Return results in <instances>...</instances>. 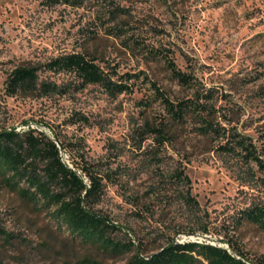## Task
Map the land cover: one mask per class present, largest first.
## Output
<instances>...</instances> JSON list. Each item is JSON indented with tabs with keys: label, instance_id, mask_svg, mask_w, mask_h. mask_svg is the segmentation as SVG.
I'll use <instances>...</instances> for the list:
<instances>
[{
	"label": "rangeland",
	"instance_id": "1",
	"mask_svg": "<svg viewBox=\"0 0 264 264\" xmlns=\"http://www.w3.org/2000/svg\"><path fill=\"white\" fill-rule=\"evenodd\" d=\"M118 6L127 13L113 19ZM115 26L123 36L109 34ZM136 40L139 46L127 47ZM72 53L96 59L129 90L111 95L88 85L63 96L6 95L15 67ZM42 77L80 85L73 74ZM155 87L174 102L202 96L215 123L250 137L264 159V0H0V131H43L71 168L76 160L109 170L116 181L106 184L96 209L118 227L113 239L139 246L112 254L80 242L51 210L20 198L0 178V264H125L171 241L236 249L250 264H264V231L238 223L242 210L264 200V173L252 164L256 181L247 183V167L220 151L223 138L202 136L193 116L172 122ZM161 123L169 131L163 145L143 132ZM177 166L191 180L196 215L171 178Z\"/></svg>",
	"mask_w": 264,
	"mask_h": 264
},
{
	"label": "trees",
	"instance_id": "2",
	"mask_svg": "<svg viewBox=\"0 0 264 264\" xmlns=\"http://www.w3.org/2000/svg\"><path fill=\"white\" fill-rule=\"evenodd\" d=\"M64 1L80 4L84 0ZM126 13V9L120 6L111 12L113 19H118L119 15ZM109 34L115 37L124 35L118 26L110 29ZM139 45L137 40L132 41V44L127 43L130 49ZM150 54L156 55L153 52ZM168 63L171 65L173 76L182 85H189L190 77L177 70L173 62ZM44 73L73 74L80 80V85L73 87L71 84L52 82L42 77ZM129 77L131 79L135 76ZM88 85H100L111 95L129 90L128 86L117 84L96 63V59L82 53H72L61 55L42 65L24 64L15 67L5 81V91L10 97L63 96L71 90L85 88ZM154 89L172 122L181 124L187 117L193 116L197 119L198 131L202 136L223 138L224 143L219 146L220 151L239 158L247 167V183L256 181V172L252 164L264 173V159L251 138L215 123L212 107L208 106V102H201L202 96L197 95L195 98L174 102L157 87ZM83 120L88 122L85 117ZM4 131L5 129L0 133ZM143 132L154 134L155 141L161 145L169 141L168 126L164 123L159 126L146 124ZM61 146L63 150L68 151L63 142ZM137 148L140 149L141 144ZM114 175H117V171ZM0 178L1 183L20 198L51 210L53 219L80 242L112 254L139 249L134 243L125 244L113 239L111 233L118 230V227L96 209L102 202L106 184L116 181L111 178L109 170L104 172L99 164L76 160L71 168L63 161L58 143L45 132L36 129L16 132L12 129L10 133L0 135ZM171 178L178 189L180 201L196 215L200 211V206L192 195V183L185 169L177 166L173 169ZM262 180L264 182V179ZM238 223H250L264 231V200L242 210ZM203 231L207 233L208 230L204 227ZM5 233L0 227V235ZM189 234L194 235L196 231L192 230ZM173 242L175 241L169 242L162 248L163 251L161 249V252L152 256H144L138 252L125 264H250L236 249L230 252L217 245L199 242H176L175 245L168 247Z\"/></svg>",
	"mask_w": 264,
	"mask_h": 264
},
{
	"label": "water",
	"instance_id": "3",
	"mask_svg": "<svg viewBox=\"0 0 264 264\" xmlns=\"http://www.w3.org/2000/svg\"><path fill=\"white\" fill-rule=\"evenodd\" d=\"M11 131H12V130L1 132L0 135H1L2 133H10ZM15 131H16V130H15ZM16 132H17V131H16ZM175 244H176V242H173V243H172L171 245H169L168 247H171V246H173V245H175ZM168 247H167V248H168ZM163 250H164V249H162L161 251H163ZM161 251H160V252H161Z\"/></svg>",
	"mask_w": 264,
	"mask_h": 264
}]
</instances>
